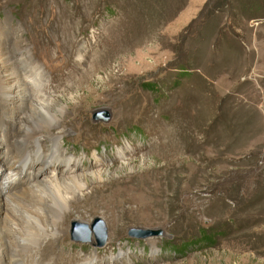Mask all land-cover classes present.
<instances>
[{
	"label": "rangeland",
	"instance_id": "rangeland-1",
	"mask_svg": "<svg viewBox=\"0 0 264 264\" xmlns=\"http://www.w3.org/2000/svg\"><path fill=\"white\" fill-rule=\"evenodd\" d=\"M0 43L41 69L64 155L102 172L75 195L91 198L62 221L44 261L264 264V0H0ZM102 108L109 119L93 120ZM17 119L0 111L2 187ZM28 164L17 184L35 171ZM14 207L0 212L6 224ZM95 216L104 244L91 245L92 233L72 241L70 222ZM201 229L215 233L210 245L192 240Z\"/></svg>",
	"mask_w": 264,
	"mask_h": 264
},
{
	"label": "bare ground",
	"instance_id": "bare-ground-1",
	"mask_svg": "<svg viewBox=\"0 0 264 264\" xmlns=\"http://www.w3.org/2000/svg\"><path fill=\"white\" fill-rule=\"evenodd\" d=\"M24 53L20 50L21 55L15 59L0 43V111L10 119L18 116L21 124L19 145L4 138L7 151L3 163L10 174L6 186H0V212L6 208L14 210V202L23 206L20 212L14 211L17 218L11 220L10 225L4 218L0 219V264L50 263L49 259L44 261V257L52 253L61 240V232L66 231L62 221L80 203L79 200L83 199V204H87L91 198L90 194L81 195V198L75 195L82 193L87 181L102 177V172L92 171V167L79 172L75 167L77 159H71L61 151L62 136L52 129L58 127L62 116L46 112L52 106L59 109L58 101L46 94L41 69ZM41 141L48 145L45 150L41 148ZM119 156L121 160L125 158L122 150ZM29 162L37 166V172H31L29 177L25 175L23 182L17 184L19 172L28 169ZM51 162L63 168L65 174L40 173ZM30 180L33 182L28 185ZM90 258L95 261L97 255Z\"/></svg>",
	"mask_w": 264,
	"mask_h": 264
},
{
	"label": "water",
	"instance_id": "water-1",
	"mask_svg": "<svg viewBox=\"0 0 264 264\" xmlns=\"http://www.w3.org/2000/svg\"><path fill=\"white\" fill-rule=\"evenodd\" d=\"M110 117V112L106 108L102 109H96L92 111L91 118L93 120H100L103 122H106ZM129 231H127V234L129 236L134 237H147V236H154L161 234V231L159 229H150V228H143V229H136V228H129ZM141 231L143 234H135V231ZM134 231V232H133ZM69 235L70 239L74 242H82L86 243L89 241L90 243V233L93 234L94 242L90 243L91 245L95 247H100L104 244L106 240V229L104 226V222L97 216L93 217L91 220L90 225L88 226L86 223H83L82 221H74L72 220L70 222L69 226Z\"/></svg>",
	"mask_w": 264,
	"mask_h": 264
},
{
	"label": "trees",
	"instance_id": "trees-1",
	"mask_svg": "<svg viewBox=\"0 0 264 264\" xmlns=\"http://www.w3.org/2000/svg\"><path fill=\"white\" fill-rule=\"evenodd\" d=\"M199 232L200 236L197 235V237L195 236L192 240L194 242L196 241V244L199 245H210L212 243L211 239H214L215 237V233H211L210 231H206L204 229H201Z\"/></svg>",
	"mask_w": 264,
	"mask_h": 264
}]
</instances>
